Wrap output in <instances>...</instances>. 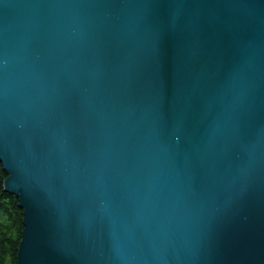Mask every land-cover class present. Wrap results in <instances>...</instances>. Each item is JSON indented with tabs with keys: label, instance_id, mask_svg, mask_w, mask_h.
Segmentation results:
<instances>
[{
	"label": "water",
	"instance_id": "1",
	"mask_svg": "<svg viewBox=\"0 0 264 264\" xmlns=\"http://www.w3.org/2000/svg\"><path fill=\"white\" fill-rule=\"evenodd\" d=\"M0 163L18 264H264V0H0Z\"/></svg>",
	"mask_w": 264,
	"mask_h": 264
},
{
	"label": "trees",
	"instance_id": "2",
	"mask_svg": "<svg viewBox=\"0 0 264 264\" xmlns=\"http://www.w3.org/2000/svg\"><path fill=\"white\" fill-rule=\"evenodd\" d=\"M6 177L0 163V264H18L24 216L18 198L5 190Z\"/></svg>",
	"mask_w": 264,
	"mask_h": 264
}]
</instances>
